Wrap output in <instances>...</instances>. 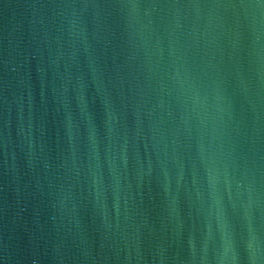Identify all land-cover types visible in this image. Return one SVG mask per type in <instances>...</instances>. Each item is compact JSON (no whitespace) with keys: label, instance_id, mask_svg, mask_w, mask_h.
<instances>
[{"label":"water","instance_id":"water-1","mask_svg":"<svg viewBox=\"0 0 264 264\" xmlns=\"http://www.w3.org/2000/svg\"><path fill=\"white\" fill-rule=\"evenodd\" d=\"M0 264H264V0H0Z\"/></svg>","mask_w":264,"mask_h":264}]
</instances>
